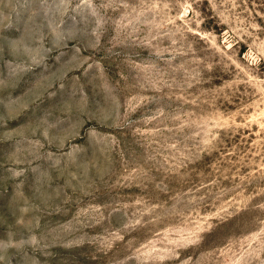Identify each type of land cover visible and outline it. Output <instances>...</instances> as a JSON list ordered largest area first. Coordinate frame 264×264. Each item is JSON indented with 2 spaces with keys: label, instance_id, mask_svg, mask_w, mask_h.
Returning a JSON list of instances; mask_svg holds the SVG:
<instances>
[{
  "label": "rangeland",
  "instance_id": "obj_1",
  "mask_svg": "<svg viewBox=\"0 0 264 264\" xmlns=\"http://www.w3.org/2000/svg\"><path fill=\"white\" fill-rule=\"evenodd\" d=\"M0 264H264V0H0Z\"/></svg>",
  "mask_w": 264,
  "mask_h": 264
}]
</instances>
